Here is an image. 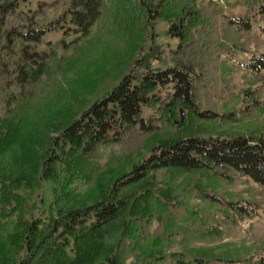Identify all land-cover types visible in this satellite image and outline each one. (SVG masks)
<instances>
[{"label": "trees", "instance_id": "16d2710c", "mask_svg": "<svg viewBox=\"0 0 264 264\" xmlns=\"http://www.w3.org/2000/svg\"><path fill=\"white\" fill-rule=\"evenodd\" d=\"M245 4L234 15L214 0H0V264H264V232L221 252L173 250L180 236L220 235L202 222L224 179L264 189L262 89L254 123L218 112L235 96L227 62L264 82L260 5ZM158 22L176 45L152 68ZM63 23L79 36L45 42ZM45 184L41 218L22 191ZM247 203L226 201L242 221L264 212Z\"/></svg>", "mask_w": 264, "mask_h": 264}, {"label": "rangeland", "instance_id": "374dc122", "mask_svg": "<svg viewBox=\"0 0 264 264\" xmlns=\"http://www.w3.org/2000/svg\"><path fill=\"white\" fill-rule=\"evenodd\" d=\"M219 3L222 7L223 11L227 14H240L245 11L244 7L246 0H229V4L226 3L225 0H214ZM35 5V1H32L25 5L24 9H33ZM230 5V6H229ZM254 5L258 7L259 5V20L260 22L256 24L253 28V32L256 34H261V29L264 27V2L262 0H254ZM62 28H57L55 31L50 32L45 35V42H49L51 44L57 43L59 40H64L66 43L76 39L79 34L77 30L71 26V24L63 23ZM167 27L168 25L164 22H158L155 26L154 33L156 35L155 44L150 43L151 47L154 48V51H148L150 53H154L153 57L150 59V66L152 68H163L165 63H168L167 52L170 48L175 47L176 41L171 39L167 35ZM149 44V45H150ZM42 50H46L45 46H42ZM59 53H64L63 51H59ZM141 57V56H140ZM138 57L139 63H143L141 58ZM238 60L249 59V54L245 53H237ZM233 77L234 82V90L233 94L238 96L231 97V100L227 106H224L218 110L219 113H232L237 112L239 110H244L247 114V117L244 119L247 124H252L254 121L248 116L249 112V102L253 96H251L252 91L255 92L258 89H262L263 98L264 99V82H259L256 84L253 82L255 77L249 76L248 78L244 77V70L238 64L227 62ZM136 66V65H135ZM139 67V66H136ZM134 67V68H136ZM251 83V84H250ZM116 84L114 81H107L105 86L100 89V93L97 96H100L105 90L110 89ZM249 92H243V91ZM256 93V92H255ZM263 110L261 125L264 126V106H261ZM184 118V117H183ZM246 124V123H245ZM238 127V126H234ZM112 150L109 149H101V161L104 163L107 159L108 154ZM185 175L181 176L184 178ZM187 179V177H185ZM191 182L192 180H187ZM194 183V181L192 182ZM42 189H37L32 192L22 191L24 195H27L29 198L28 201V211H32L37 215V217L44 218L48 214V205L50 204L52 197L48 184L42 186ZM219 194L222 197V202L219 205H216L214 208L208 210L206 213L202 227L218 229L220 235L215 236V238H192L193 240H197V243H193L191 240H187L180 236L178 238V243L173 245V250H178L183 246H191L194 244L196 247H217L215 250L221 252L224 249H227L229 246L240 247L242 244L249 245L253 241L254 233H263L264 232V212H259V216L252 218L251 220L242 221L237 214H235L229 206L226 204V201L237 202L240 201L243 206H248L247 202L254 201H262L264 200V189L258 187L254 182L250 179L242 176H234L232 180L224 179L222 181V185L218 187ZM223 198L226 200L223 202ZM41 199L43 200V204H40ZM38 207V210H36ZM156 224L153 223L151 226V231H154ZM251 227V228H250Z\"/></svg>", "mask_w": 264, "mask_h": 264}]
</instances>
